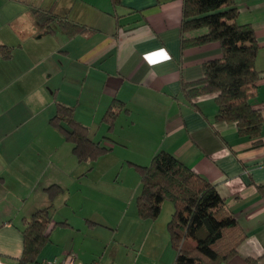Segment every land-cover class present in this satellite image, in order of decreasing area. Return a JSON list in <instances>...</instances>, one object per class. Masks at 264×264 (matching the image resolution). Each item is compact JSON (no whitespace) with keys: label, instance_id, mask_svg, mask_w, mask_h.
<instances>
[{"label":"crops","instance_id":"crops-1","mask_svg":"<svg viewBox=\"0 0 264 264\" xmlns=\"http://www.w3.org/2000/svg\"><path fill=\"white\" fill-rule=\"evenodd\" d=\"M60 1L51 4L54 12L87 32L67 37L56 24L45 31L32 14L36 4L0 0V45L12 48L9 58L0 55V264H18L25 219L50 204L49 241L38 264L69 256L82 263L174 264L168 233L159 231L160 241L153 233L156 219L147 223L136 211L125 221L130 233L118 238L120 226L94 209L99 201L84 185L90 180L99 188L107 166L147 165L159 150L213 184L246 232L221 264H264V200L256 190L264 184V146L239 136L235 123L216 121L213 95L193 103L181 90L182 82L202 77L206 60L220 56L219 44L181 49L182 0H121L115 10L109 0ZM233 1L237 21L251 24L259 45L251 104L264 117V0ZM113 100L123 105L109 129L102 118ZM57 102L72 106L91 140L110 150L78 162L50 123ZM53 184L63 192L50 201L45 188Z\"/></svg>","mask_w":264,"mask_h":264},{"label":"trees","instance_id":"trees-1","mask_svg":"<svg viewBox=\"0 0 264 264\" xmlns=\"http://www.w3.org/2000/svg\"><path fill=\"white\" fill-rule=\"evenodd\" d=\"M115 10L121 0H109ZM32 14L45 31L58 25L67 37L89 29L84 24L47 9L32 8ZM238 8L233 0H182L180 45L185 50L208 43H218L221 54L203 64L202 77L182 82L181 90L189 102L213 95L216 121L233 122L239 136L247 137L253 146H264L261 128L264 117L253 108L251 98L260 73L255 68L259 45L251 24L239 23ZM117 21V15H114ZM12 48L0 45L2 58L11 56ZM113 100L103 115L111 129L113 120L122 109ZM74 108L56 103L50 123L58 128L72 145L78 162H93L110 150L88 136V128L74 119ZM131 163V162H130ZM137 171L141 190L136 197L140 218L154 220L162 203L173 206L166 223L169 242L175 251L174 264H221L234 256L246 238V232L235 220L225 200L206 178L165 150L157 151L149 164L131 163ZM264 200V184L256 185ZM49 200L63 192L53 184L45 188ZM51 204L33 212L21 229L22 251L18 264H38V256L49 241L48 224Z\"/></svg>","mask_w":264,"mask_h":264},{"label":"rangeland","instance_id":"rangeland-1","mask_svg":"<svg viewBox=\"0 0 264 264\" xmlns=\"http://www.w3.org/2000/svg\"><path fill=\"white\" fill-rule=\"evenodd\" d=\"M27 1L33 2L37 7L41 9L49 8L50 6L55 4V2H53L54 0ZM62 1L63 0H61L60 2ZM89 1L94 2L95 4H97V6H101L102 4V0ZM106 172L107 176L102 177L101 181L99 182V188L97 186L95 188H92L91 185L93 184L90 182V180H86L84 182V185L87 186L85 192L88 193L91 191L94 193L95 198L99 201V203L95 201V203L93 204L94 209H97L99 214L102 215L103 219H108L110 220L109 222L120 226L118 234L116 236L118 238H121V236H128L127 233H130L125 228V221L130 219L132 216L134 217L135 215H137L135 209L136 205L134 194L136 192V189H138V193L141 190V186H138L139 176L133 166L128 164L127 160L123 163L122 169L119 163L112 166H107ZM130 197L133 199L131 205L129 206L128 200ZM172 211L173 206L171 202L169 200L164 201L161 206L160 214L155 220L158 225L155 224L157 225V227H154L152 229L154 234L159 235V237L157 238L158 241H160L161 239V232L164 233V235L167 234L165 230L166 222L170 219ZM152 222V220L147 221V223ZM136 230V226H133V232H135Z\"/></svg>","mask_w":264,"mask_h":264},{"label":"built area","instance_id":"built-area-1","mask_svg":"<svg viewBox=\"0 0 264 264\" xmlns=\"http://www.w3.org/2000/svg\"><path fill=\"white\" fill-rule=\"evenodd\" d=\"M44 264H101V263H98V262L82 263V262L76 261L72 256H69L61 260L58 263L55 261H46Z\"/></svg>","mask_w":264,"mask_h":264}]
</instances>
